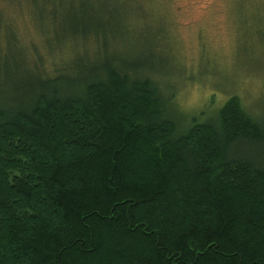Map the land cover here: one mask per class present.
Masks as SVG:
<instances>
[{
    "label": "trees",
    "instance_id": "16d2710c",
    "mask_svg": "<svg viewBox=\"0 0 264 264\" xmlns=\"http://www.w3.org/2000/svg\"><path fill=\"white\" fill-rule=\"evenodd\" d=\"M3 1L50 60L0 5V264H264V121L181 112L121 0Z\"/></svg>",
    "mask_w": 264,
    "mask_h": 264
},
{
    "label": "rangeland",
    "instance_id": "374dc122",
    "mask_svg": "<svg viewBox=\"0 0 264 264\" xmlns=\"http://www.w3.org/2000/svg\"><path fill=\"white\" fill-rule=\"evenodd\" d=\"M0 5L18 36L39 47L49 64L24 7ZM118 7L126 15V41L153 42L141 56L151 55L160 90L173 93L181 112L210 115L234 94L264 121V0H121ZM146 30H153L152 40Z\"/></svg>",
    "mask_w": 264,
    "mask_h": 264
}]
</instances>
